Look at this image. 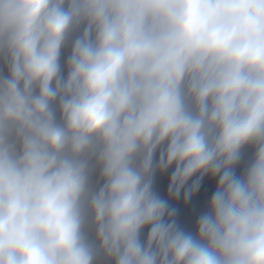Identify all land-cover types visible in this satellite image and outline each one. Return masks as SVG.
<instances>
[{"label":"clouds","instance_id":"obj_1","mask_svg":"<svg viewBox=\"0 0 264 264\" xmlns=\"http://www.w3.org/2000/svg\"><path fill=\"white\" fill-rule=\"evenodd\" d=\"M0 264H264V0H0Z\"/></svg>","mask_w":264,"mask_h":264}]
</instances>
